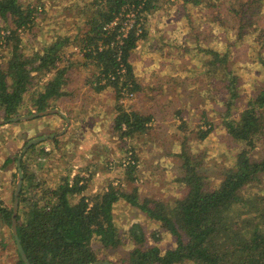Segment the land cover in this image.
Returning a JSON list of instances; mask_svg holds the SVG:
<instances>
[{
	"label": "trees",
	"instance_id": "1",
	"mask_svg": "<svg viewBox=\"0 0 264 264\" xmlns=\"http://www.w3.org/2000/svg\"><path fill=\"white\" fill-rule=\"evenodd\" d=\"M159 2L91 0L83 11L86 16L83 35L73 40L78 43L80 57L73 59L70 52L71 57L63 59L65 53L61 45L73 42L69 37L57 36L41 50L33 52L31 48V55L21 52V33L34 25L37 6L20 0H0V19L5 24L0 32L8 31L4 35L0 33V119L56 107L63 97L70 95L66 90L72 81L70 70L79 68L84 70L86 82H90L96 92L109 88L114 93L115 116L110 135L115 141L124 142L134 134L148 131L153 115L128 111L119 99L123 93L130 96L146 88L134 77L130 58L138 41L146 38L144 24L148 14L160 8ZM188 3L194 8L201 0H184V4ZM128 11L135 15V24L122 42L116 44V31L126 20ZM225 15L234 18L230 20L231 29L238 38L252 37L260 44L253 55L256 57L253 61L259 64V79L253 83L250 92H243L242 79L230 63L229 43L222 51L203 48L200 67L193 68L197 69L196 74H205L206 79H211V85L216 86L207 89L208 96L221 97L225 109L220 113L219 123L238 148L231 165L218 172L217 183L212 185L210 177L202 170L204 154L194 148L182 147L174 154L182 161L179 165L182 175L176 180L185 191L173 201L151 192H140L137 185L128 187L136 179L138 156L134 149L127 150L130 156L123 165L124 179L118 180L125 181V186H114L110 180L92 194L86 191L90 177L85 178L80 172L71 174L67 170L56 184L44 187L30 171L33 154L48 156L54 150H61L64 144L59 136H55L47 139L50 148L43 146V142L32 145L21 158L23 181L16 223L19 240L30 264L96 262L100 258L93 246L95 241L104 251L127 247L128 255L119 260L120 264H264V191L249 189L264 175V155L259 159L252 158L256 145L264 138L259 112L264 108V0H233ZM115 20L117 26L105 29ZM137 26L141 28L138 34ZM117 55L125 67L121 78L117 73ZM46 75V80L40 82ZM238 102L245 104L235 111L233 107ZM174 117L184 123L179 110ZM36 119L39 118L30 121ZM214 127L215 122L211 121L208 130L199 131V138L206 137ZM32 138L34 136L26 141ZM16 154L8 156L3 167L12 164ZM34 160L42 167L39 158ZM116 203H124L144 213L146 219L154 223L153 229L144 231L137 223L126 230L125 238L122 237L113 220L112 210ZM10 216L11 207L8 208L0 197V224L7 223L9 229ZM164 234L175 239L172 246L162 249L159 243ZM10 237L14 243L11 231ZM147 237L152 245H145ZM0 244L4 247L2 241ZM15 253L16 264H24L16 248Z\"/></svg>",
	"mask_w": 264,
	"mask_h": 264
},
{
	"label": "rangeland",
	"instance_id": "2",
	"mask_svg": "<svg viewBox=\"0 0 264 264\" xmlns=\"http://www.w3.org/2000/svg\"><path fill=\"white\" fill-rule=\"evenodd\" d=\"M20 1L24 4L31 2L32 5L37 6L38 10L32 28L25 29L21 33L23 39L21 52L25 55H31L32 49H34L33 52L36 49L41 50L44 45L53 42L57 36L69 37L73 41L77 36L79 38L83 35L86 19L83 11L91 0ZM232 1L201 0V4L193 8L190 3L184 4V0H160V8L148 14V20L144 24L147 36L138 41L130 58L134 77L146 88L140 92H133L130 96L123 93L119 101L128 111L139 113L141 107L137 106L142 102L152 110L154 117L159 119L155 129L152 130L153 140L157 141L149 139L151 141L149 143L146 138L143 139V136L134 134L124 142L116 141L121 145L119 147L116 142L114 145L113 141L112 143L107 141L106 144L110 145L108 152L97 143L95 157H90L87 153L80 154L81 146L88 139L85 142L81 141L80 134L84 131L78 129L79 127L73 124L72 119L75 122L79 116L89 115L92 118L104 119L106 122L107 119L110 120L112 127L115 115L114 93L109 88L96 92L90 82H86L84 70L71 69L69 74L71 73L72 81L66 87L70 95L63 97L54 107L61 109L69 118L68 128L61 135H57L64 147L61 150L52 151L48 156L33 154L29 164L31 170H29L34 173L35 179L38 182L42 181L44 187H49L56 184L59 176L69 170L71 174L80 172L85 178L90 177V186L88 185L87 189L91 188L94 191L87 190V192L92 194L105 187L110 180H113L114 186H125V181L118 180L124 179L123 165L130 156L127 150L137 149L136 179L130 182L128 187L137 185L140 192H151L167 201H173L185 191L184 186L176 180L182 175V169L179 166L182 161L174 153L182 150V147H187L204 154L202 170L210 177L211 184H216L220 179L218 172L223 170V167L231 165L238 148L230 141L219 123L220 113L225 109L223 102H220L221 97L208 96L207 89L216 88V86L211 85V79H206L205 74H196L197 69L193 68L200 67L199 60L204 54L203 48L222 51L224 45L229 43L230 63L237 70L238 77L242 79L243 92H250L253 83L259 79L257 75L259 64L253 61L256 58L253 55L255 50L260 48V44L255 43L252 37L244 36L245 39L241 40L236 36V32L232 31L230 20L234 18L232 15L228 18L225 15V10ZM208 5L209 7L206 8ZM4 25L0 19V28ZM77 45L78 43L74 41L62 44V52L65 53L63 59H68L71 55L73 59L80 57ZM70 52H72L71 55ZM46 77L47 75L43 76L39 81L46 80ZM216 94L218 95V92ZM244 104L245 102H238L233 109L237 111L239 109L236 108ZM177 110L180 111L185 124L174 118ZM259 112L260 126L264 131V108L259 109ZM211 121L215 122V127L206 137L200 139L199 131L208 130ZM64 125V119L58 114L32 121L27 120L25 124L15 122L0 125V197L8 208H12L13 203L17 175L15 161L28 137H38L41 133L43 135L56 133L61 131ZM94 130L96 131L97 127ZM102 130H104L103 127ZM97 133L98 141L102 140L103 136L98 131ZM105 139L99 141V144H104ZM47 141H42V145L50 148ZM111 144L114 153L110 151ZM16 152L15 161L3 167V161ZM143 153L154 155V158ZM263 155L264 138L259 140L252 158L259 159ZM38 158L43 163L42 167L35 164L34 159ZM88 163L92 164L89 169L78 170V166L84 168ZM13 172H15L14 178H12ZM5 180H8L6 185ZM249 189L253 192L264 191V175ZM112 214L114 224L122 237L131 225L137 223L143 226L144 231L154 227V223L148 221L144 213L124 203H116ZM10 231L7 223L0 224V242L2 241L4 246L0 244V264H16L17 262ZM124 238L123 241L128 244ZM174 239L164 234L159 246L162 249L170 247L174 244ZM146 240V246L152 245L148 237ZM93 246L98 250L99 260H107L113 264H120L119 260L128 255L125 246L110 248L108 251L102 250L101 245L96 241Z\"/></svg>",
	"mask_w": 264,
	"mask_h": 264
},
{
	"label": "water",
	"instance_id": "3",
	"mask_svg": "<svg viewBox=\"0 0 264 264\" xmlns=\"http://www.w3.org/2000/svg\"><path fill=\"white\" fill-rule=\"evenodd\" d=\"M51 114H58L59 116H61L64 119L65 125H64L63 129L59 132H56V133L42 135V136L34 137V138L28 140L23 145V147L20 150V152L17 156V159L15 161V167L17 170V175H16V182H15L14 191H13V203H12L11 216H10V229H11L12 237L14 239L15 248L18 251L19 256H20V258L24 264H30V262H29L26 254L23 250V247L21 245V242L19 240L17 230H16L19 195H20L21 185H22V181H23V170L21 167V158L30 146L35 145L39 142L45 141L47 139L53 138L57 135H61L69 126V118L60 109L49 108V109H45L42 111L32 112L30 114L13 116V117H10V118L5 119V120L0 119V125H1V124L10 123V122L27 121V120H31L34 118L48 116ZM90 264H113V263L110 261H107V260H98V261L90 263Z\"/></svg>",
	"mask_w": 264,
	"mask_h": 264
},
{
	"label": "crops",
	"instance_id": "4",
	"mask_svg": "<svg viewBox=\"0 0 264 264\" xmlns=\"http://www.w3.org/2000/svg\"><path fill=\"white\" fill-rule=\"evenodd\" d=\"M186 104V103H185ZM139 106H137L138 108H140L139 110V113H142L144 115H148V114H152L153 115V121L151 123V128L144 132V133H141V134H137L138 136H143V139H147V141H149V139L151 141H157V140H153V136L154 134H152V130H154L155 126L157 125V121L159 119L155 118L154 117V114L151 112L152 110L148 109L145 104L142 102V103H138ZM143 106V107H142ZM61 110V109H60ZM62 111V110H61ZM87 111V110H85ZM88 112V111H87ZM115 116V115H114ZM44 117V116H43ZM61 117V116H60ZM40 118V117H39ZM62 118V117H61ZM114 118V117H113ZM175 119H177L176 117H174ZM63 119V118H62ZM178 120V119H177ZM73 121V124H75L76 126H78L79 128L78 129H82L84 132H82L81 134H84V135H81V141H86L87 139V142L85 144H83L81 146V149H82V153L80 152V154H83V153H87L88 156L90 157H95V155L97 154L96 152V145L98 143V145L102 146L103 149H105V151H109V148H110V145L106 144L107 141L112 143H114L115 145V140L111 137L110 135V130H111V121L107 119V122L103 119L101 120L100 118H92V116H89V115H81L79 116L77 119H75V122L74 120L72 119ZM113 122V121H112ZM103 129L105 130V134H104V130H102V127ZM97 127V130L95 131L94 129ZM97 131L99 132L100 135L103 136V139L102 140H99V141H104V137H106L105 139V143L104 144H99V141H98V133ZM109 132V133H108ZM149 141V143L151 142ZM96 142V143H94ZM148 143V142H147ZM148 143V144H149ZM156 143V142H155ZM116 145L117 147L121 146L119 143L116 142ZM151 147V146H149ZM141 148V146H140ZM148 149V148H147ZM99 150V149H98ZM137 150V149H136ZM111 153H114V149L112 147V144H111V149H110ZM137 152V151H136ZM106 154V153H105ZM145 154L146 156H149V157H152L154 158V155H150L148 153H143ZM108 155V154H107ZM156 156V155H155ZM148 158V157H147ZM110 163V162H109ZM92 166L91 163H88L86 167H82V166H78V170H83V169H89L90 167ZM88 173H90L88 171ZM90 175H92V173H90ZM8 180H5L4 184L6 185ZM91 181V179H89L88 181V185H89V182ZM57 183V182H56ZM90 186V185H89ZM92 187V185H91ZM101 188V187H100ZM99 188V189H100ZM87 190H91V188L87 189ZM86 190V191H87ZM91 191H94V190H91Z\"/></svg>",
	"mask_w": 264,
	"mask_h": 264
},
{
	"label": "built area",
	"instance_id": "5",
	"mask_svg": "<svg viewBox=\"0 0 264 264\" xmlns=\"http://www.w3.org/2000/svg\"><path fill=\"white\" fill-rule=\"evenodd\" d=\"M126 16V20H124L123 24L121 25L120 28L117 29V34H116V39L115 42L116 44L121 43L122 42V38L126 35V33L128 32V30L134 26L135 24V15L129 11L125 13ZM117 26V22L116 20L111 22L108 26L105 27V29L108 28H113ZM7 30H1V34L4 35L6 33ZM21 29H18V32H20ZM141 31V28L139 26L136 27V33L138 34ZM8 32V31H7ZM117 65H118V71L117 73L120 75V78L124 76L125 74V67L123 66V64L120 61V57L119 55H117Z\"/></svg>",
	"mask_w": 264,
	"mask_h": 264
}]
</instances>
